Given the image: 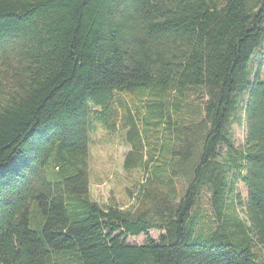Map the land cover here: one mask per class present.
<instances>
[{"label": "trees", "instance_id": "1", "mask_svg": "<svg viewBox=\"0 0 264 264\" xmlns=\"http://www.w3.org/2000/svg\"><path fill=\"white\" fill-rule=\"evenodd\" d=\"M263 42L264 0H0V264H264ZM196 92L193 125L181 116ZM116 102L130 115L124 169L151 173L128 209L90 194L89 120L108 126ZM160 131L145 159L142 138ZM200 139L188 186L155 163L188 165Z\"/></svg>", "mask_w": 264, "mask_h": 264}, {"label": "rangeland", "instance_id": "2", "mask_svg": "<svg viewBox=\"0 0 264 264\" xmlns=\"http://www.w3.org/2000/svg\"><path fill=\"white\" fill-rule=\"evenodd\" d=\"M263 68L264 73V42L254 57L251 64V77ZM127 103L132 116H136L137 111L142 115L146 113L144 107H140L136 101H132L127 96H121ZM108 126L94 120L91 115L90 123V143H89V181L90 194L94 202L100 204L102 207L110 205H118L124 209L132 207L136 203L137 196L143 184H147L148 179L151 178V173L145 170H137L132 173H127L124 169L125 158L132 149V143L128 140L127 133L129 129L126 124L130 119V115L124 111L122 106L116 102L109 113ZM182 120L185 123L199 124L203 119V103L202 93L196 92L190 104L182 111ZM143 118V116H142ZM174 121V120H173ZM139 126H142V121H137ZM235 129V143L237 146L243 145L245 141V126L234 127ZM149 139L142 138L143 155L145 159L148 158L147 142L158 143V148L163 142V134L160 131L157 140L154 133H149ZM169 138V137H168ZM172 138V137H171ZM178 144L174 139L167 140V146L172 147ZM202 142L199 140L196 144V151L194 152L191 163L178 165L171 162V155L168 153L158 152L155 163L158 161L166 162L168 169H178L183 173L182 181L188 186L192 180V172L198 163V157L201 153ZM158 159V160H157ZM235 174H231V177ZM154 181V178H153ZM129 190L133 194H129ZM236 193L243 199L248 196V191L243 183L239 182L236 185ZM239 211V209H238ZM240 212V211H239ZM197 214L200 218L196 222L197 230H208L211 227V206L210 194L204 190L200 193L197 202ZM243 217L244 214L240 212ZM204 226V227H202ZM163 232L161 230H151L148 234L139 237H129L127 243L129 245H143L149 240H158Z\"/></svg>", "mask_w": 264, "mask_h": 264}]
</instances>
